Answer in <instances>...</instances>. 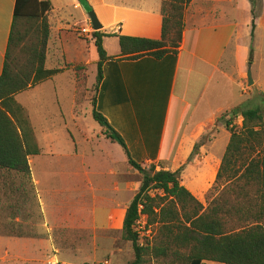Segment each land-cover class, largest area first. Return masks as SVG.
Listing matches in <instances>:
<instances>
[{
    "label": "crops",
    "instance_id": "obj_1",
    "mask_svg": "<svg viewBox=\"0 0 264 264\" xmlns=\"http://www.w3.org/2000/svg\"><path fill=\"white\" fill-rule=\"evenodd\" d=\"M52 2L54 8L50 19L55 16L54 20L58 18L60 25L68 23L65 10L71 5L82 14L83 20L80 21L90 25L92 23L87 10H94L103 25V32L152 39L161 36V0ZM258 2L259 6L255 7L257 15L253 39L254 6L251 0H192L185 11L183 41L177 54L168 53L162 58L144 56L138 59H114L106 62L103 67L104 79L97 96L98 110L123 136L132 155L134 150L139 153L138 162L156 164L157 167L170 164L172 166L168 169L172 170L180 168L185 162H189L188 165L194 164L196 172L188 184L185 180L183 183L200 201L215 183L231 133L225 127L226 135L220 153L216 150L221 142L219 132L212 140L202 144L196 155H193L194 148L210 128L216 126L223 112L241 104L250 107V98L243 90V85L246 78L249 79L248 71L256 59L264 60V0ZM16 4L17 0H0V74L5 65ZM108 38L104 39V45ZM251 51L253 63H250ZM120 54L121 51L108 55L117 58ZM255 81L258 82L257 79ZM47 82L18 94L16 98L28 111L42 148V153L31 156L29 162L34 181L39 179L36 184L41 187L40 202L44 214L42 225L53 229L61 222L66 203L59 205L47 202L48 191L43 188L34 165L43 155L53 156L44 152L37 135V126L44 133L45 142L52 147L49 150L52 152L60 138L53 133L59 125L55 122L54 112L48 109L49 103L48 106L44 103V93H34L33 98H37L39 106L34 113L20 100V96L42 88ZM229 90L231 94L226 99ZM55 99L59 101V96ZM79 108L75 87L69 115L76 124L81 116ZM223 127L219 126V131ZM100 136L104 139L102 130ZM192 155L193 159L190 160ZM61 173L64 175V167ZM57 175H60L59 172ZM95 199L97 202L92 209L97 217V213L98 216L102 213L97 208L98 201L104 199L98 200L96 196ZM104 201V205H109V214L119 205L115 206L111 198ZM12 244V239L0 237L1 252L8 256Z\"/></svg>",
    "mask_w": 264,
    "mask_h": 264
},
{
    "label": "trees",
    "instance_id": "obj_2",
    "mask_svg": "<svg viewBox=\"0 0 264 264\" xmlns=\"http://www.w3.org/2000/svg\"><path fill=\"white\" fill-rule=\"evenodd\" d=\"M251 1L254 37L257 14L256 2ZM161 2L162 31L158 39L101 30L93 32L92 43L99 54L96 79L99 90L104 79L103 67L109 60L162 58L168 53L179 52L185 30V11L192 0ZM53 8L52 0H17L5 65L0 74V171L18 177L20 188L30 184L33 192L35 185L29 159L41 154L42 148L28 111L16 96L64 71L47 65ZM111 36L118 38L120 57L109 56L106 51L104 39ZM97 96L93 99L92 114L102 128L104 139L119 143L129 164L142 174L141 186L127 207L122 228L123 239L131 242L134 250V258L128 264H147L151 257L173 264H204L205 261L264 264V110L241 104L218 118L224 120L231 137L207 196L209 199L225 184L224 192L227 191L231 198L216 196L205 207L182 183L185 167L158 170L156 164H151L147 168L132 157L123 136L98 110ZM77 101L81 104L78 92ZM228 115L233 118L226 119ZM239 116L243 118L240 128L234 125ZM200 144H196L193 155ZM17 188V192L21 191ZM141 214L147 215L148 227L156 228V240L152 244L141 242L136 228ZM1 232L0 235L13 234Z\"/></svg>",
    "mask_w": 264,
    "mask_h": 264
},
{
    "label": "rangeland",
    "instance_id": "obj_3",
    "mask_svg": "<svg viewBox=\"0 0 264 264\" xmlns=\"http://www.w3.org/2000/svg\"><path fill=\"white\" fill-rule=\"evenodd\" d=\"M254 1L255 7L259 6L260 0ZM89 11L92 10H87V14ZM65 12L68 23L60 25L58 18H51L52 33L47 59L48 67L63 68L64 71L54 80L45 83L42 88L20 96L21 102L34 113L39 106L37 98H33V95L44 93V103L47 106L49 103L48 109L54 112L55 122L59 125L53 133L60 138L52 152L49 151L52 147L45 142L44 133L36 125L44 152L53 156L43 155L37 160L34 170L41 177L43 188L48 191L47 202L59 205L66 203L62 210L64 214L59 225L53 229L43 226L41 187L36 184L39 179L36 182L33 178V192L30 184H26V188H20L21 180L18 177L0 171V231L13 232L11 235H0L13 241L9 256L1 252L0 246V264H128L134 258L132 243L122 237V219L124 210L141 186L142 174L127 162V155L119 143H112L100 136L102 128L92 114L93 99L99 90L96 83L99 54L92 43L94 29L92 24L80 21L83 16L73 6L69 5ZM90 26V32L83 31V28ZM105 48L109 55L121 51L115 36L105 40ZM250 70L254 83L249 85L250 81L246 78L243 90L250 98L251 108L263 107L264 110V60L256 59ZM75 87L81 97V116L78 124L74 123L69 115ZM230 94L229 90L226 99ZM234 94L237 95V92L234 91ZM56 96H59V101L53 100ZM231 118L232 115L226 117ZM242 121V117H236L234 125L240 128ZM222 125L224 127L220 132L219 126ZM225 127L224 120L217 119L216 126L210 128L195 153L198 154L202 144L212 140L218 132L221 133V142L216 150L220 153L226 135ZM133 154L131 151L132 157L138 161L139 153L134 150ZM188 164L189 162H185L181 165L185 167L182 183L185 180L187 184L196 172V166ZM150 166L151 164L144 163V167ZM170 166L172 165L161 164L157 169H168ZM63 167L64 175L61 173ZM177 169L179 168L175 170ZM58 172L60 175H57ZM224 186L225 184L209 199L207 194L210 189L207 191L201 201L205 207L216 196L231 198L227 191L224 192ZM17 187L21 191L17 192ZM95 196L98 200L111 198L115 206L119 205L109 214V205H104L106 201H98L97 208L102 213H99L100 217L97 213L96 217L92 209L97 202ZM156 233V228L150 226L148 234H141V242L154 243ZM29 257L31 259H28ZM147 264L173 263L151 257ZM204 264L220 263L205 261Z\"/></svg>",
    "mask_w": 264,
    "mask_h": 264
},
{
    "label": "built area",
    "instance_id": "obj_4",
    "mask_svg": "<svg viewBox=\"0 0 264 264\" xmlns=\"http://www.w3.org/2000/svg\"><path fill=\"white\" fill-rule=\"evenodd\" d=\"M91 30L92 27L83 28L84 32H90ZM136 228L140 232V234H148V232H150V226L148 227V217L146 214H141L136 223Z\"/></svg>",
    "mask_w": 264,
    "mask_h": 264
},
{
    "label": "water",
    "instance_id": "obj_5",
    "mask_svg": "<svg viewBox=\"0 0 264 264\" xmlns=\"http://www.w3.org/2000/svg\"><path fill=\"white\" fill-rule=\"evenodd\" d=\"M89 16H90L91 23H92V26H93L94 31L102 30L103 25L100 22L97 14H96V12L94 10L89 11ZM248 76H249V80H250V85H252L254 83V80L252 78V72H251L250 69L248 71Z\"/></svg>",
    "mask_w": 264,
    "mask_h": 264
}]
</instances>
